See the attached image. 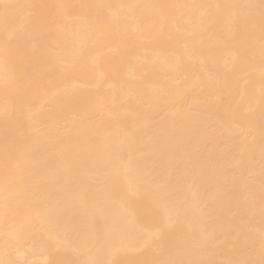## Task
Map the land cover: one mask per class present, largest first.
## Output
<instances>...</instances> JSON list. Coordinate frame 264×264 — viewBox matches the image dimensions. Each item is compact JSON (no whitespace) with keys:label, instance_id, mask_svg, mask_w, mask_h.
<instances>
[{"label":"bare ground","instance_id":"6f19581e","mask_svg":"<svg viewBox=\"0 0 264 264\" xmlns=\"http://www.w3.org/2000/svg\"><path fill=\"white\" fill-rule=\"evenodd\" d=\"M0 264H264V0H0Z\"/></svg>","mask_w":264,"mask_h":264}]
</instances>
